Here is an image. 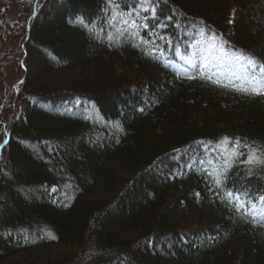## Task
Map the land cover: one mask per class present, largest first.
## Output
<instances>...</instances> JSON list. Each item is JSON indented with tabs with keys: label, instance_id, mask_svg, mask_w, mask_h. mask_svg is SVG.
<instances>
[{
	"label": "trees",
	"instance_id": "obj_1",
	"mask_svg": "<svg viewBox=\"0 0 264 264\" xmlns=\"http://www.w3.org/2000/svg\"><path fill=\"white\" fill-rule=\"evenodd\" d=\"M152 4L172 42L149 27L155 59L117 36L104 0H0V264H264V225L194 161L224 137L264 159V96L166 63L204 33L264 65V0ZM226 188L264 194V164L233 163Z\"/></svg>",
	"mask_w": 264,
	"mask_h": 264
},
{
	"label": "snow or ice",
	"instance_id": "obj_2",
	"mask_svg": "<svg viewBox=\"0 0 264 264\" xmlns=\"http://www.w3.org/2000/svg\"><path fill=\"white\" fill-rule=\"evenodd\" d=\"M104 4L105 8L103 10V15L107 24L109 26H115L118 23L120 26L116 27L117 36L122 37L127 35L131 41V46L142 50L144 55L151 56L154 59L158 54L163 55V50L159 49V46L155 44L154 40L145 38L149 27L153 29V34L160 40H163L165 44L172 43L170 39L155 32V27L159 24V22L157 21L155 15L156 9L152 4V0H138V4L134 6L133 9L135 16L133 15V11H125L119 0H104ZM145 12H150L152 14V20L156 21L155 24L149 25L147 22H144L146 18L142 16V13ZM137 17H139L141 22L138 23ZM80 23L91 32V28H89L87 23L82 20ZM159 26L166 27L165 25ZM141 31L145 33L144 36L140 34ZM107 38L110 45L118 43V41L113 40L112 34H109ZM217 40H222V38L215 36L205 37V42L209 48L220 52L222 54L220 58L223 59V57L227 56L228 53L222 46L217 45ZM149 44L153 45L152 49L147 47ZM201 67L204 71L200 70ZM245 71V75L236 77L235 80L231 77H226L222 80L220 78L221 73L215 71V65L205 62L202 65L197 66V72L199 73L200 78L207 83H211L215 86L223 87L243 95L264 96V65L249 58ZM188 78L194 79L196 77L194 75ZM119 130L122 131V129ZM205 143L206 142L201 141L200 147H205ZM228 145H231V148H229ZM242 147L247 149L248 152L247 158L240 161L239 157L245 155V153L240 151ZM215 148L218 150V155L223 158V166L222 169L215 174L211 170H203L204 175L213 180L210 188L214 191V194L221 199L222 203L226 200L227 204L233 205L236 212H243L244 215L251 216L254 221L258 219L259 222L264 225V194L252 196V194L247 190L240 192L239 190L232 191L226 188L227 172L233 163L253 165L255 162L257 164H264V159H261L260 150L258 147H253L248 143H242L239 137L235 138L234 141L229 137H224L215 146ZM205 151H208V149L205 148ZM249 175H251V169L249 170ZM216 189H224V196H219ZM53 191H55V189H53ZM242 197H251V199H242Z\"/></svg>",
	"mask_w": 264,
	"mask_h": 264
},
{
	"label": "rangeland",
	"instance_id": "obj_3",
	"mask_svg": "<svg viewBox=\"0 0 264 264\" xmlns=\"http://www.w3.org/2000/svg\"><path fill=\"white\" fill-rule=\"evenodd\" d=\"M206 35L199 33L195 36L193 44L191 47V52L187 55H180L177 66L172 64H167L173 69H178L184 71L187 67L197 70V66L202 65L207 62L209 64L215 65V71L221 73V79L224 80L226 77H231L233 80L236 77L243 76L246 74V67L248 64V59L240 55L239 53L233 52L231 49L225 48L220 42L217 41V45L222 46L228 53L221 59V53L217 50L209 48L205 42ZM207 49V50H206ZM206 58V60H205ZM202 68V67H201ZM203 69V68H202ZM217 152L213 151L210 154L198 156L194 161L195 163L204 168L211 170L214 174L219 172L223 166V158L219 156L217 158ZM54 197L58 198L56 190L51 191ZM63 199H68L65 194L60 195Z\"/></svg>",
	"mask_w": 264,
	"mask_h": 264
},
{
	"label": "bare ground",
	"instance_id": "obj_4",
	"mask_svg": "<svg viewBox=\"0 0 264 264\" xmlns=\"http://www.w3.org/2000/svg\"><path fill=\"white\" fill-rule=\"evenodd\" d=\"M169 66V65H168ZM172 70H173V68L171 67V66H169Z\"/></svg>",
	"mask_w": 264,
	"mask_h": 264
}]
</instances>
